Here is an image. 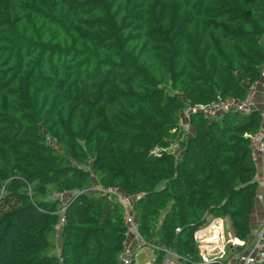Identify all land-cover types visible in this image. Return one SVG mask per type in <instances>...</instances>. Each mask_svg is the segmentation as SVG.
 <instances>
[{
    "label": "trees",
    "instance_id": "16d2710c",
    "mask_svg": "<svg viewBox=\"0 0 264 264\" xmlns=\"http://www.w3.org/2000/svg\"><path fill=\"white\" fill-rule=\"evenodd\" d=\"M263 71L264 0H0V264H120L123 210L94 180L139 194L155 260L237 264L202 263L194 233L226 219L251 251L264 118L180 122Z\"/></svg>",
    "mask_w": 264,
    "mask_h": 264
},
{
    "label": "built area",
    "instance_id": "2783aa9c",
    "mask_svg": "<svg viewBox=\"0 0 264 264\" xmlns=\"http://www.w3.org/2000/svg\"><path fill=\"white\" fill-rule=\"evenodd\" d=\"M256 91L255 86L251 88L244 99H223L219 96L209 104L205 105H192L188 106L185 112L189 111H198L203 113L207 117H213L216 114L235 111V112H248L255 106ZM261 116L264 118V111H261ZM187 117V115H186ZM250 146H251V156L253 159H256V155L264 151V138L259 131L250 136ZM92 191L107 195L112 198L116 203H118L123 210V221L127 226L128 230L131 231L137 242L135 244L136 249H141L145 247V243L136 229L135 217L132 212V203L135 199H138L139 194H126L121 192L119 189L114 187H102L100 185L94 186ZM69 198V195L61 193L58 195V199L62 202H66ZM222 219L216 218L212 219L208 224L203 228L199 229L194 233V242L197 245L199 255L201 257L202 263H209L214 260H219L225 254L226 242L223 240L222 234ZM177 231V230H176ZM217 240V255H213L210 252L211 245L214 241ZM236 241V238H233V241ZM242 245V242L238 244ZM152 246H148L151 248ZM208 247V249H207ZM165 258L163 264H180L177 261L176 255L169 251L164 250ZM135 251L129 247L127 244L124 246L120 254V264H132L134 262ZM255 262H264V218L257 229L254 245L250 252L243 254L239 259L237 264H255Z\"/></svg>",
    "mask_w": 264,
    "mask_h": 264
},
{
    "label": "crops",
    "instance_id": "0c3cea01",
    "mask_svg": "<svg viewBox=\"0 0 264 264\" xmlns=\"http://www.w3.org/2000/svg\"><path fill=\"white\" fill-rule=\"evenodd\" d=\"M255 91L257 95L255 99L254 108L260 111H264V71L262 73L261 79L255 85ZM260 132L264 138V119L261 124ZM255 163H256L255 180L257 182V195L255 200V206L252 213V234L250 237V244L254 239L257 228L259 227V225L261 224L264 218V151L256 155ZM128 233L129 234H128L127 245L135 251V256H136V258H134L133 264H152L153 260L150 263V256H149L151 254V250L148 251L147 249H144V251L142 252L141 251L142 248L136 249L135 244L137 242V239L131 231H129Z\"/></svg>",
    "mask_w": 264,
    "mask_h": 264
},
{
    "label": "rangeland",
    "instance_id": "374dc122",
    "mask_svg": "<svg viewBox=\"0 0 264 264\" xmlns=\"http://www.w3.org/2000/svg\"><path fill=\"white\" fill-rule=\"evenodd\" d=\"M257 95V94H256ZM256 99V98H255ZM186 115H187V112H184V116H185V118H183L182 120H181V122H180V129L181 130H183L184 132H187L188 134L189 133H191V131H192V129H191V127L189 126V124H188V122H189V117H186ZM174 150H175V148H174ZM174 150H172V151H174ZM94 185L91 187V189L94 187V186H96L97 185V183H95V180H94V183H93ZM208 224V223H207ZM206 224V225H207ZM206 225H204L201 229H203ZM222 234H223V240L227 243L226 244V247H225V254L221 257V259H219V260H223V259H225L226 258V256H228L229 254H230V250H231V248L233 247V250L235 249V247L236 248H238V250H237V253H238V255H240V256H242L243 254H245L246 253V249L244 250H241V246H238L237 244H236V242L238 243V244H240L241 242L239 241V240H237L236 239V241L234 240L233 241V235H232V231H231V229H230V225H229V223H227L226 222V219H225V222H224V219H222ZM217 245H218V243H217V240L216 241H214V243L211 245V247H209L210 248V252L211 253H213V255H217ZM232 245V246H231ZM144 249H147L148 251L149 250H151L150 248H147V246H145V247H142V249H141V251L143 252L144 251ZM207 249H208V247H207ZM229 252V253H228ZM150 256V263H151V261L153 260V262H152V264H163V260H164V258H161L159 261H157V260H155V256H156V254L151 250V254L149 255ZM134 258H136V256L134 257Z\"/></svg>",
    "mask_w": 264,
    "mask_h": 264
}]
</instances>
